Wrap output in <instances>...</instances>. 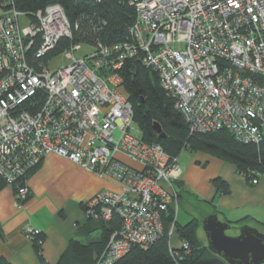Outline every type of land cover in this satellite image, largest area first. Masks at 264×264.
<instances>
[{
    "label": "built area",
    "instance_id": "1",
    "mask_svg": "<svg viewBox=\"0 0 264 264\" xmlns=\"http://www.w3.org/2000/svg\"><path fill=\"white\" fill-rule=\"evenodd\" d=\"M129 5L135 14L129 41L73 42L38 68L28 61L33 46L34 59L42 61L60 39H72L62 7L46 6L35 22L14 8L0 9V178L11 185L53 155L117 184V191L103 190L84 204L87 217L109 221L116 214L121 222L95 264H113L132 246L153 243L168 215L170 253L178 257L170 238L180 169L177 158L141 140L121 85L125 60L158 75L191 133L226 129L254 144L264 138V0ZM55 59L61 63L50 68ZM41 90L44 98L32 113L27 102ZM27 194L18 188L17 208ZM37 232L24 230L29 240ZM179 248L189 251L185 242Z\"/></svg>",
    "mask_w": 264,
    "mask_h": 264
},
{
    "label": "trees",
    "instance_id": "2",
    "mask_svg": "<svg viewBox=\"0 0 264 264\" xmlns=\"http://www.w3.org/2000/svg\"><path fill=\"white\" fill-rule=\"evenodd\" d=\"M58 4L62 7L72 31V39H60L52 51L42 61L34 59L33 46L28 52V61L34 68L46 65L50 57L60 54L71 43L82 42L94 45L98 42L104 45H113L129 41V27L134 21V9L129 0H0L1 11L14 8L25 14L32 22L35 15L46 6ZM122 89L132 106L134 122L139 130L140 138L147 144L159 145L170 158H178L183 151L202 153L233 165L236 172L242 175L247 184L253 186L252 180L264 176V138L259 144L246 143L237 140L228 130L220 129L206 133H191L182 114L175 109V100L161 86L158 75L150 68L145 67L135 59L125 60L120 71ZM44 98V93L37 91L34 97L27 102L26 109L35 112ZM32 103V105H29ZM158 124L160 132L154 129ZM163 135V137H160ZM41 162L31 169L24 177L9 185L0 178V191L10 186L14 197L18 188L26 187L27 181L39 167ZM175 181L174 187L176 188ZM218 194H229V186L220 178L212 180ZM178 191V196H181ZM30 197L28 190L24 201ZM85 211V205L82 206ZM91 219V218H88ZM172 215L165 216L161 235L148 246H132L126 254L113 264H226L220 257L212 254L199 239L197 230L199 222L195 219L185 225L175 222V232L182 242L188 244L189 251L183 252L179 247L174 248L177 256L170 253L168 225ZM248 219H242L235 226H241ZM89 223L91 220H88ZM89 223L78 230V236H87L91 232ZM259 224V223H258ZM261 226V224H259ZM101 237L97 244H83L78 240H71L65 253L57 264H95L92 254H100L104 249L109 235L120 228V218L113 214L109 221L99 223ZM264 233V226H262ZM2 237L0 228V238ZM44 235L37 232L30 235V242L40 264H45L41 254ZM176 260V261H175ZM0 264H10L0 257Z\"/></svg>",
    "mask_w": 264,
    "mask_h": 264
},
{
    "label": "crops",
    "instance_id": "3",
    "mask_svg": "<svg viewBox=\"0 0 264 264\" xmlns=\"http://www.w3.org/2000/svg\"><path fill=\"white\" fill-rule=\"evenodd\" d=\"M177 164L180 168L176 183L181 193L179 207H185L188 212L183 222H179L178 208V225H185L193 219L201 224L206 216L217 214L220 221L229 223L246 218L247 222L242 225L263 232L264 176L258 179L257 184L248 185L233 165L202 153H191L183 164H179L178 157ZM215 178L227 183L229 194L216 192L212 184ZM27 186L30 197L21 208H17L10 186L0 191L1 258L10 264H40L29 238L24 234L27 228L44 235L41 254L45 264H57L71 240L83 244L99 243L101 220L87 217L82 206L103 190L117 191V184L101 179L66 159L49 155L30 175ZM88 223L91 232L87 236H78V230ZM200 233L203 234L198 229L199 239ZM173 234L172 247L176 248L181 241L175 231ZM98 255L94 252L92 258L95 260Z\"/></svg>",
    "mask_w": 264,
    "mask_h": 264
},
{
    "label": "water",
    "instance_id": "4",
    "mask_svg": "<svg viewBox=\"0 0 264 264\" xmlns=\"http://www.w3.org/2000/svg\"><path fill=\"white\" fill-rule=\"evenodd\" d=\"M153 127L160 132L158 124ZM200 226L207 249L226 264H264V233L257 228L246 224L235 228L229 222L220 221L217 214L206 216ZM230 229L237 234H226Z\"/></svg>",
    "mask_w": 264,
    "mask_h": 264
},
{
    "label": "rangeland",
    "instance_id": "5",
    "mask_svg": "<svg viewBox=\"0 0 264 264\" xmlns=\"http://www.w3.org/2000/svg\"><path fill=\"white\" fill-rule=\"evenodd\" d=\"M85 50H89L88 48H84ZM61 62H60V60L59 59H55V60H53L52 62H51V65H50V68H53V67H56V66H58L59 64H60ZM190 152H188V151H183L181 154H180V156H179V164H183V162H185V160L187 159V158H189L190 157ZM178 159V158H177ZM180 169V168H179ZM180 176V175H179ZM179 179V178H178ZM187 211L185 210V207H182V206H180L179 207V212H178V220H179V222L181 221V222H183V219H185L187 216ZM194 214L195 215H197L196 213H195V211H194ZM191 217H193V216H191ZM190 217V218H191ZM232 225V224H231ZM232 226H235V225H232ZM198 229L199 230H201L200 229V222H199V227H198ZM226 234H228V235H234V234H237V231H234L233 229H230L229 231H227L226 232ZM174 235V234H173ZM171 236V238H170V244H171V246H173V241H174V239H173V237L174 236ZM200 240L203 242V244H205L206 245V241H205V237H204V235L202 234V233H200Z\"/></svg>",
    "mask_w": 264,
    "mask_h": 264
},
{
    "label": "flooded vegetation",
    "instance_id": "6",
    "mask_svg": "<svg viewBox=\"0 0 264 264\" xmlns=\"http://www.w3.org/2000/svg\"><path fill=\"white\" fill-rule=\"evenodd\" d=\"M233 227H235V228H236L237 226H233ZM234 231H235V230H234ZM234 235H236V234H234Z\"/></svg>",
    "mask_w": 264,
    "mask_h": 264
}]
</instances>
